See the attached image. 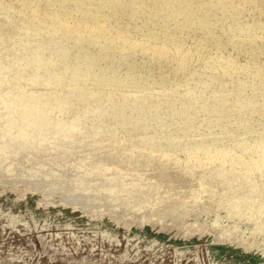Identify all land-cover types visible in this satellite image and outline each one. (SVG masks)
Wrapping results in <instances>:
<instances>
[{
  "label": "rangeland",
  "instance_id": "rangeland-1",
  "mask_svg": "<svg viewBox=\"0 0 264 264\" xmlns=\"http://www.w3.org/2000/svg\"><path fill=\"white\" fill-rule=\"evenodd\" d=\"M0 264H264V0H0Z\"/></svg>",
  "mask_w": 264,
  "mask_h": 264
},
{
  "label": "bare ground",
  "instance_id": "bare-ground-1",
  "mask_svg": "<svg viewBox=\"0 0 264 264\" xmlns=\"http://www.w3.org/2000/svg\"><path fill=\"white\" fill-rule=\"evenodd\" d=\"M27 175V174H26ZM37 175L36 173H32L31 177L33 179L34 182H32V187L33 188H40V187H43V188H46L47 189V193L48 195H52L54 192H56L58 189L56 188V186L54 185H48V184H43V183H40V180L38 182V179L37 178ZM34 178H37L34 180ZM24 179V178H23ZM37 180V181H36ZM31 181V180H30ZM169 182V181H168ZM166 187H168V183L165 184ZM69 188V187H68ZM170 188V187H169ZM165 189V188H164ZM85 192H89L91 191L92 189L91 188H84ZM163 190V189H162ZM61 191H63V197L66 199V201H73V200H76L75 202H79L81 204H83L84 206H87L89 207L90 206V201H92L93 199L89 196H78V197H73V194H71V191L72 190H69V189H62ZM174 191V190H173ZM165 192V191H164ZM69 193V194H68ZM80 194V193H79ZM91 196V195H90ZM164 196V193L161 191L160 194H157V193H154L153 190L149 189V190H146L145 192V198H147V200H150L152 202H154V200L158 199V198H162ZM62 198V199H64ZM95 198V197H94ZM104 199H102L103 201ZM118 199L115 198L113 199L112 201H117ZM105 201V200H104ZM168 202L166 203H157V202H154V204L151 206L152 208H150L147 213L149 214V216H156V217H167L169 215L172 216V212L175 211V209L177 208V204L178 202H169V200H167ZM89 202V203H88ZM100 203V202H99ZM110 205H108L109 207H113V206H116L115 204L111 205V203L109 202ZM106 205V204H105ZM104 204H101L99 205L98 207H102V206H105ZM121 206L123 205L125 208L129 209V210H140V209H143L145 208L144 204H143V201L141 202H138V203H128V202H124L122 204H120ZM119 204H118V207H121ZM147 210V209H146ZM249 217V216H248Z\"/></svg>",
  "mask_w": 264,
  "mask_h": 264
}]
</instances>
